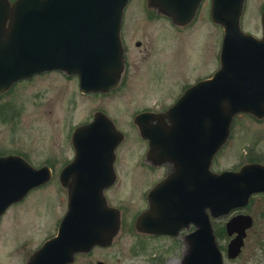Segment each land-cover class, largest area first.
Returning <instances> with one entry per match:
<instances>
[{"label":"water","instance_id":"obj_1","mask_svg":"<svg viewBox=\"0 0 264 264\" xmlns=\"http://www.w3.org/2000/svg\"><path fill=\"white\" fill-rule=\"evenodd\" d=\"M127 2L14 0L10 4L0 0V91L16 80L56 69L77 74L83 91L114 88L123 69L120 26ZM200 2L149 0L180 24L192 19ZM243 4L244 0H211V17L225 32L222 65L166 113L172 121L170 128L181 137V147L163 156V160L175 163V171L165 180V190L163 182L152 190L150 209L137 222L141 230L173 235L194 224L195 229L186 235L188 249L182 264H223L210 216L225 215L244 206L251 193L264 191V165L248 164L238 172L210 170L213 156L227 139L232 117L239 111L264 116V11L262 37L257 38L240 29ZM100 116L75 131L76 160L91 154L89 137L96 133ZM106 128L116 137L110 144L112 160L120 137L112 123ZM141 131L150 139L151 150L163 153L161 137L144 131L143 126ZM78 137L85 142L79 143ZM72 175L74 161L61 172V181L68 187V209L57 235L36 250L26 264H67L75 252L88 251L95 244L109 245L117 233V210L100 194L75 195L74 181L68 182ZM48 177L46 167L34 168L22 158H0V215ZM173 185H181V192L172 190ZM251 223L248 215L234 216L226 223L227 233H236L228 244V257L238 255Z\"/></svg>","mask_w":264,"mask_h":264},{"label":"rangeland","instance_id":"obj_2","mask_svg":"<svg viewBox=\"0 0 264 264\" xmlns=\"http://www.w3.org/2000/svg\"><path fill=\"white\" fill-rule=\"evenodd\" d=\"M207 3L206 0L205 8L202 9L203 11L195 21L185 26L176 25L175 27L174 95L178 92L179 87H184L196 77H201L200 73L210 74L215 69V52L221 31L206 17L205 10L209 5ZM263 5L264 0H246L242 25L244 30L253 34L261 33L259 11ZM136 8L141 11L139 15L149 11L146 0H131L127 12ZM188 44L192 48L196 47L197 50L194 53L190 49V53H187L186 57L179 50H183ZM201 54L205 58L203 68L198 64ZM156 76V70L148 72L141 77L142 82L136 81L124 89L125 94H131L129 108H127L128 102L126 105L122 102L125 99L122 90L107 95H84L75 89L74 78L65 73L53 71L44 77L36 78L32 82L26 83V88H21V90L16 88L5 97L8 99L11 95L10 98H12L14 93L18 97V100L15 101L20 105L25 103L26 106V109L21 113H24L23 119H26L27 124L18 123L20 131H18V127L14 131L16 141L28 146L30 157L37 163L44 159L45 152L48 151L55 152L61 158L60 160L67 159L72 153L70 134L73 127L79 121L91 117L90 113L99 108L106 109L110 115H113L119 127L126 130L125 139L120 149L121 158L130 164L138 160L141 151V159H143L144 151L143 148L140 150V140L139 136L138 138L136 136L135 130L137 129L133 123L132 113L141 108L137 105L155 104L156 100L153 95L158 93L154 91L161 93L163 97L166 96L163 81L155 83ZM19 96L26 97L23 101ZM36 98L45 102L44 106L39 107V114L38 111L37 114L34 113L33 105L28 107L29 100L34 101ZM5 99L0 100V103ZM165 102H160L158 106L164 107ZM119 104L125 106L123 113H126V117L121 120L119 118H122L124 114L117 113L114 108ZM43 110L46 111L42 113ZM236 119L237 121L242 120V122L238 128L234 129V138L230 139L213 159L211 166L213 170L233 167L237 162L236 155L239 153L240 156L243 153L242 151L246 148L244 144L248 140L254 147L253 158L264 159V137H260V139L253 137V133L264 135V123L258 124L244 115H239ZM242 132L246 137H249L248 140L237 139L236 135ZM257 144L260 145L257 146ZM236 149L241 151L236 152ZM64 189L53 181L28 195L26 201L21 205L24 211L22 212L20 209L16 212V215L19 214L16 217L19 221L20 218L30 220L25 229L21 223L10 225L14 217L12 215L13 208L7 209L0 221V264H24L34 250L54 232L57 219L66 209L67 196ZM120 204L124 209L125 218L131 221L141 209V204L138 203V194L131 196L126 192ZM246 212L252 215L253 225L247 231L242 251L238 257L232 259L226 255V246L230 239L223 227L226 219L222 217L213 220L217 241L224 254V264H264V196L255 197ZM135 239H138L137 234L126 225L120 229L109 247H95L88 253L77 254L75 262L72 264H94L97 260L106 264H181L186 246L182 236H177L173 240L162 237L151 240L148 256L142 251L136 255L132 253L131 245Z\"/></svg>","mask_w":264,"mask_h":264},{"label":"flooded vegetation","instance_id":"obj_3","mask_svg":"<svg viewBox=\"0 0 264 264\" xmlns=\"http://www.w3.org/2000/svg\"><path fill=\"white\" fill-rule=\"evenodd\" d=\"M129 6V5H128ZM128 6L124 13V18L121 27V36L124 44V59H125V67L121 76L120 84L113 90L107 92H87L81 93L84 95H107L110 93H115L118 90H122V95L124 94L123 104L127 105V108L130 106V95L125 94L124 89L131 86L134 82H142L141 77L146 73L156 70L157 76L155 83H161L165 86V94L163 97L161 93L154 91L155 94V104H148L146 106L137 105V107H141L140 109H136L133 111L132 115H136L140 112H149L151 114V118H148L145 122L146 125H165L167 124L168 118L163 115V113L167 110V108L174 103V56H175V27L176 24L172 20V18L167 17L165 15L160 14L156 9L149 7V11L146 14H141L138 8L134 10H128ZM142 10V9H141ZM135 38H134V37ZM193 46V45H192ZM190 49L196 53V47H191L190 44L187 45L183 50H179L182 54L187 57V53H190ZM186 52V53H185ZM199 54V53H198ZM204 55L201 54L200 60L198 62L199 67H204ZM55 72V71H54ZM52 72L36 74L31 78L21 79L16 81L13 85H11L6 91L0 93V100L5 99L6 96L11 94L16 88H26V83H30L36 78L44 77V75L51 74ZM203 73H200L202 75ZM59 75V74H58ZM74 78V86L75 89H78V79L76 76H70ZM190 85V84H189ZM187 85V86H189ZM186 86V87H187ZM185 87V88H186ZM173 88V89H172ZM183 88L182 90H184ZM75 92V91H74ZM120 92V93H121ZM11 96V95H10ZM5 99L2 103H0V157H5L9 155H17L24 158L27 162L35 167L46 166L51 169V177L45 184H42L36 188H34L31 192L41 187H44L53 181L57 182L60 185V172L61 169L70 162L75 157V151L72 148V155L67 159H62L56 155L55 152L48 151L45 152V157L38 163L35 162L30 157V150L27 149L28 146H25L24 143L16 141V133H14L15 128L18 127V131H20L18 123L27 124L26 119H23L24 113L21 111L26 109L25 103L20 105L15 100H18L13 93L12 98ZM20 97V96H19ZM26 96L20 97L23 101ZM109 97V95H108ZM157 97V99H156ZM36 101V102H35ZM159 101V102H158ZM162 101L165 102L164 107H159L158 104ZM158 102V103H157ZM45 103V102H44ZM42 99L36 98L34 101L29 100L28 107L33 105L35 109L34 113L37 114L39 107L44 106ZM151 105V106H150ZM119 114H124L125 106L118 105L114 107ZM46 110H43L44 113ZM102 112L109 118H111L117 127V129L121 131L123 130L119 127L118 123H116L113 115H110L107 110H101L96 108L93 110L88 119L82 120L79 123H86L94 120L96 113ZM51 114V111H49ZM39 114V111H38ZM239 115H244L249 117L254 122L260 124L264 123V118L258 119L254 116H250L246 113H241ZM237 115L233 121V130L238 128L241 124L242 120L237 121ZM126 117V113L119 120L124 119ZM78 124V123H77ZM123 125V124H122ZM76 126V125H75ZM74 126V128H75ZM137 129V128H136ZM72 133V132H71ZM100 133V131H99ZM140 142V150L143 148V159L141 151L139 152L138 160L131 162L128 164L127 161L121 158L120 149L124 140H122L115 149L114 160L111 164L109 160V155L107 151L110 147V136L106 134H101L98 138L99 146L97 149H93V156H95L96 160L92 161H83L79 162L81 166L74 165V191L82 192L86 189L91 193L103 194L110 205L117 207L120 211V229L125 227L126 225L130 228V230H134L137 234L138 239H135L131 245L132 253L134 255L138 254L139 251L145 253L148 256L149 243L151 240L158 239L159 237L167 238L169 240H173V236L170 235H156L151 233H146L139 231L136 227L137 218L146 210L149 209V195L151 191L159 186L169 175L171 170L173 169V165L171 162H159V160H155L148 155L149 151V140L141 136L139 130H137ZM237 139L248 140L249 137H246L244 133L236 135ZM254 139H260L264 137L262 134L253 133ZM101 143V144H100ZM260 144H257L259 146ZM17 146V147H16ZM243 153L239 156L236 155L237 164L233 167V170H239L243 164L250 162H260L264 163V159H254L253 158V149L254 147L248 142H245ZM246 149V150H245ZM241 150L236 149V152H240ZM264 152V151H263ZM264 155V153H263ZM163 169V170H161ZM161 170V171H160ZM154 173V174H153ZM153 174V175H152ZM58 180V181H57ZM83 182H88V185H83ZM94 182V183H92ZM96 182V184H95ZM107 182H111V184L105 187ZM62 189L64 187L61 185ZM162 188L165 190L164 182L162 183ZM66 191V189H64ZM30 192V193H31ZM126 192L131 196H136L138 194V203L140 202L141 209L135 215V218L131 221L127 220L124 215V209L121 206V199L123 200ZM30 193L28 195H30ZM28 195H26L21 200L14 202L9 206L12 209V215L14 216L10 225H15L21 223L22 227L25 229L29 225V219L20 218V221L16 215L20 209L22 212L24 208H22V204L26 201ZM264 196V192H258L253 194L250 197V202L246 206L247 210H249L252 205L255 197ZM21 207V208H20ZM237 212H245V209H237L234 213ZM246 213V212H245ZM192 226L187 229H183L182 237L184 238L185 233L190 231ZM184 241V239H183ZM146 246V247H145ZM148 258V257H147Z\"/></svg>","mask_w":264,"mask_h":264}]
</instances>
